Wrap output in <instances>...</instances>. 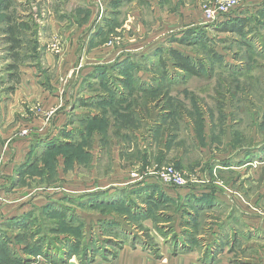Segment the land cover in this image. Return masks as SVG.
Instances as JSON below:
<instances>
[{"label":"rangeland","instance_id":"rangeland-1","mask_svg":"<svg viewBox=\"0 0 264 264\" xmlns=\"http://www.w3.org/2000/svg\"><path fill=\"white\" fill-rule=\"evenodd\" d=\"M122 1L0 0V132L21 187L0 264L111 262L124 248L161 259V247L242 264L224 234L264 220V0H238V27L204 19L214 0ZM173 49L198 76L172 68ZM163 166L185 184L160 183ZM148 182L168 200L146 203ZM258 229L246 240L264 243Z\"/></svg>","mask_w":264,"mask_h":264},{"label":"crops","instance_id":"crops-1","mask_svg":"<svg viewBox=\"0 0 264 264\" xmlns=\"http://www.w3.org/2000/svg\"><path fill=\"white\" fill-rule=\"evenodd\" d=\"M156 1H157V3H156ZM178 1H181V0H178ZM118 2H120V4H121L123 1L117 0V3ZM164 3L167 4V0H149V5L153 6V7L157 6L158 8H156V9H159L160 11L166 10V8L162 9V7L164 6ZM161 4H163V6H161ZM175 4H177V3H175ZM180 5H181V3L179 4V6ZM128 9H130V8H128ZM150 10H153V9H150ZM16 102H17V99H16ZM43 107H44V105H43ZM43 107L42 108L40 107L41 111H42V115H41L42 118L41 117L38 118V119L41 118L39 120V123H38V121H35L36 123H38V126H34L32 129V131L36 134L45 132V130H46L45 127L48 124V123H46V121L49 120V117H46V119H45V116H44L45 112H47L48 109L44 108L45 110H47V111H45L43 109ZM2 109L4 110V107L1 108V106H0V110H2ZM15 112H17V108L14 109V113ZM48 113H49V111H48ZM16 116L17 115H14V120H15ZM20 116H24V115L22 114ZM4 125H5V127H6V125L8 126L7 123ZM7 142H8L7 136L3 135L0 132V192H1L0 193V201L3 200L2 202L5 203L2 208L0 207V219L7 217L6 212L9 210L6 207L7 203H12V204H14V206H17V203L8 202L6 199H8V198L10 199V197H12L16 194L15 192L18 189H21V187H19L20 184L17 183L18 180L20 181V179H18L17 177H15V178L9 177L12 175V164H11V161L7 163L8 157H9V154H8L9 150L7 149V146H6ZM17 143H19V141H17ZM16 150H17V146L12 145V151L16 152ZM8 180H11V181L8 182ZM225 201H227V200H225ZM228 201H230L229 204L234 205V203L230 200V198H228ZM229 208L231 209V207H229ZM20 214H18V215H20ZM23 214L24 213H22V215H20V216L15 214L14 217H17V216L22 217V220H24ZM240 217H241L242 222L243 221L246 222V224H244V225H247V228H245V230L241 231V230L235 228L236 223H238V222H233V223L231 222V224H230L231 227H229L227 229V232L224 234L228 238H231V239L234 238L235 240L239 239L243 243L240 246V248H236V250H233L230 253V255L237 256V257L240 255L242 260L241 259H239V260L242 261L241 262L242 264H248V263L249 264H259L260 261H263L262 259L260 260L259 258H261V253L262 254L264 253V251H262L264 249V243L262 241L260 244H258V241L246 240L247 235L245 236V232H246V234L248 232L252 236L254 234L255 235L258 234L257 232L260 230V229H258V226H260V225L264 226V220H262V221L257 220L255 217H252V214L250 216H245V217L240 216ZM236 218H238L237 215H236ZM249 222H250V224H249ZM252 222H253V225L251 224ZM241 226H243L242 223H241ZM10 228H12V227H10ZM261 232L264 233L263 230H261ZM160 250H161L160 253H161L162 258L161 259H153L151 256L147 255V253L139 252L138 249H136V250L130 249L129 250L128 248H124L123 250L119 251L117 257L114 260H112L111 262H103L102 263L101 261H98L95 264H229L223 258L222 259L217 258L215 261L205 262L201 259V255L199 254V251H196V250L181 253V254H178L177 256H173V257L170 256V252H169V249H167V247H161Z\"/></svg>","mask_w":264,"mask_h":264},{"label":"trees","instance_id":"trees-1","mask_svg":"<svg viewBox=\"0 0 264 264\" xmlns=\"http://www.w3.org/2000/svg\"><path fill=\"white\" fill-rule=\"evenodd\" d=\"M231 13H227L223 16H221L217 22L218 25H221L223 27H228L229 25H231L232 27H238V24L235 22V20H233L234 18H232ZM234 17V16H233ZM80 23V22H79ZM18 26L15 24V26H9L7 27V34L11 33L9 36L10 37H17L19 36V33L17 32ZM233 32V31H232ZM180 43V42H179ZM182 44V43H181ZM169 61L172 65V68L174 70H177L179 72L185 73L189 76H193L196 77L198 76V66H196L195 61H193V59L191 58V56L186 55L182 52H180L179 50H171L169 51ZM145 93V92H144ZM50 145H53L52 143ZM52 149H55V146H51ZM162 190H164L163 186H160L157 182H148L146 183V186L144 188V192H145V202L149 203V204H156L157 201L159 200H168L165 198V195L162 194L161 192ZM193 194V193H192ZM188 200L192 201V200H196L197 198L194 195H190L188 196ZM91 247L93 248V245H91ZM91 255V254H90Z\"/></svg>","mask_w":264,"mask_h":264},{"label":"built area","instance_id":"built-area-1","mask_svg":"<svg viewBox=\"0 0 264 264\" xmlns=\"http://www.w3.org/2000/svg\"><path fill=\"white\" fill-rule=\"evenodd\" d=\"M237 5L238 0H214L203 5V17L208 23H213ZM152 175L164 185L179 187L185 184V173L172 166H163Z\"/></svg>","mask_w":264,"mask_h":264}]
</instances>
